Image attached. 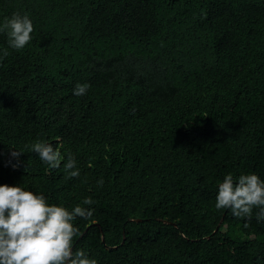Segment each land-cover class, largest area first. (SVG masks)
Returning a JSON list of instances; mask_svg holds the SVG:
<instances>
[{
    "label": "trees",
    "instance_id": "obj_1",
    "mask_svg": "<svg viewBox=\"0 0 264 264\" xmlns=\"http://www.w3.org/2000/svg\"><path fill=\"white\" fill-rule=\"evenodd\" d=\"M13 13L33 32L0 59V183L90 198L73 251L97 264H264L256 209L214 206L225 174L264 179V0H0Z\"/></svg>",
    "mask_w": 264,
    "mask_h": 264
},
{
    "label": "clouds",
    "instance_id": "obj_2",
    "mask_svg": "<svg viewBox=\"0 0 264 264\" xmlns=\"http://www.w3.org/2000/svg\"><path fill=\"white\" fill-rule=\"evenodd\" d=\"M32 32L33 23L27 14L13 13L0 22V33L7 38V48L0 47V59L9 54V49H23L31 41ZM88 87L87 83H77L73 95H85ZM31 148L50 168L59 166L60 152L53 144L38 141ZM21 154L20 150L9 148L13 168L23 163ZM64 167L72 177L80 174L73 157L67 159ZM92 203L90 198H84L69 210L62 204L47 202L42 193L20 184L0 183V264H97L84 250L73 251L78 231L73 221L77 216L90 217L92 209L82 205ZM214 206L245 219L252 217L255 208L257 222L264 220V179L255 172L225 174L218 183Z\"/></svg>",
    "mask_w": 264,
    "mask_h": 264
}]
</instances>
